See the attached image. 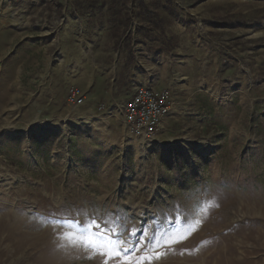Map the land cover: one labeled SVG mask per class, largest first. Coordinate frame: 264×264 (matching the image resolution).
<instances>
[{
	"label": "rangeland",
	"instance_id": "1",
	"mask_svg": "<svg viewBox=\"0 0 264 264\" xmlns=\"http://www.w3.org/2000/svg\"><path fill=\"white\" fill-rule=\"evenodd\" d=\"M0 264H264V0H0Z\"/></svg>",
	"mask_w": 264,
	"mask_h": 264
},
{
	"label": "built area",
	"instance_id": "2",
	"mask_svg": "<svg viewBox=\"0 0 264 264\" xmlns=\"http://www.w3.org/2000/svg\"><path fill=\"white\" fill-rule=\"evenodd\" d=\"M86 102V95L75 89L69 96V103L80 107ZM171 97L166 91H158L152 85L139 87L127 105L124 120L132 129L146 135L155 134L171 109Z\"/></svg>",
	"mask_w": 264,
	"mask_h": 264
}]
</instances>
